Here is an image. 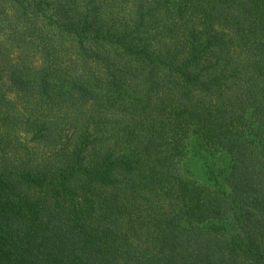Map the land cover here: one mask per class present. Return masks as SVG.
Masks as SVG:
<instances>
[{
	"label": "trees",
	"instance_id": "16d2710c",
	"mask_svg": "<svg viewBox=\"0 0 264 264\" xmlns=\"http://www.w3.org/2000/svg\"><path fill=\"white\" fill-rule=\"evenodd\" d=\"M0 264H264V0H0Z\"/></svg>",
	"mask_w": 264,
	"mask_h": 264
}]
</instances>
